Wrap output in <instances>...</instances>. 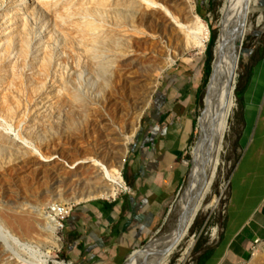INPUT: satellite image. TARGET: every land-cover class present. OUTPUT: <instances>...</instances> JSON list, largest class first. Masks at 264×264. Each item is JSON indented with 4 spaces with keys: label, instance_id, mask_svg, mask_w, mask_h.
Returning <instances> with one entry per match:
<instances>
[{
    "label": "rangeland",
    "instance_id": "rangeland-1",
    "mask_svg": "<svg viewBox=\"0 0 264 264\" xmlns=\"http://www.w3.org/2000/svg\"><path fill=\"white\" fill-rule=\"evenodd\" d=\"M207 1L205 6L202 0H0V223L12 234H21L19 222L35 229L28 245L32 255L23 247L0 245V264H37L38 254L69 264L64 236L71 213L111 205L127 192L92 199L104 183L92 161L113 176L118 173L128 188L124 171L140 144L146 115L167 76L176 71L185 72L198 90L193 135L182 158L179 186L140 249L159 241L127 264H149L173 239L182 213H191L194 206V221L168 264H196L204 246L217 241L231 204V183L245 172L240 166L248 157L257 170L264 157V142L249 152L257 122L245 141L250 114L245 95L237 98L264 65V0L246 20L231 15L227 39L225 31L220 34V19L237 0ZM212 41L211 69L215 50L222 58L227 46L228 70L236 64L228 78L229 83L236 75L235 107L231 114L219 108L217 118L229 129L218 164L214 169L216 153L207 136L203 145L209 150L203 151L205 159L191 185L192 152L202 142L210 78L205 63ZM255 178L246 170L241 180ZM55 207L66 211L56 234L45 222ZM197 245L202 246L195 252ZM240 264H264V242H254Z\"/></svg>",
    "mask_w": 264,
    "mask_h": 264
},
{
    "label": "crops",
    "instance_id": "crops-1",
    "mask_svg": "<svg viewBox=\"0 0 264 264\" xmlns=\"http://www.w3.org/2000/svg\"><path fill=\"white\" fill-rule=\"evenodd\" d=\"M202 1L206 2L205 6L208 4L207 0ZM191 82L183 71L167 76L146 115L140 144L132 151L126 165L127 192L111 205L96 204L71 213L64 236L69 264H125L162 217L179 186L182 158L193 135L198 90ZM244 95L245 110L250 114V126L244 139L246 141L255 120L253 141L259 138L263 143L264 65L255 72ZM247 165L249 167V163ZM245 172L241 173L236 195L240 199L239 206H250L249 215L230 234L228 230L234 224L230 223L225 231L224 216L217 241L201 248L196 263L202 255L210 254L207 264H240L255 241L264 242L263 180L243 181ZM231 192L230 208L233 207L232 187ZM240 212V207H234V214ZM225 236H228L226 245Z\"/></svg>",
    "mask_w": 264,
    "mask_h": 264
},
{
    "label": "bare ground",
    "instance_id": "bare-ground-1",
    "mask_svg": "<svg viewBox=\"0 0 264 264\" xmlns=\"http://www.w3.org/2000/svg\"><path fill=\"white\" fill-rule=\"evenodd\" d=\"M259 4H260L259 0H237V2L234 4V6L230 9L229 12H227L228 11L227 9L224 10L222 12L223 18L220 19L221 20L220 21V34L222 30L225 31V38H226L227 34L229 33L228 32L229 30L228 20L230 19L231 15L238 16L239 19L241 20H246V18L249 15V12L253 10L255 7H257ZM228 49L229 48L227 46L225 56L222 58H221V55L217 53V50H215V59H214L215 63L213 66L212 80L208 84L207 89H206V94L204 97V108H203L202 118H201L202 126H201L200 134H201L202 142H201V145L199 146L200 148L192 152L193 153V172H192V176L190 179L191 185L194 184V181L197 177L198 166L200 165L201 158L203 157V154H204L203 151L209 147V145L208 146L203 145L204 144L203 142L205 141L207 136L210 138L209 144H211L210 146H212V148H210L212 149L211 151H214L216 153V158L214 160V169L216 168L218 164V160H219L218 158L223 149V140H224L227 130L229 129L228 126L225 127V125L220 122V119L217 118L218 116L217 112L219 108L229 109L230 114H231L233 107H235L234 106V89H235L236 75L232 76L231 78L232 81L229 83H228L229 81L228 78L230 76L229 70L232 71L233 69L234 71L236 69V64L232 63V69L228 70L227 62H226L229 59ZM219 57L221 58L220 62L218 60ZM203 158L205 159V156ZM92 163L94 164V166L98 168L100 172V176L104 180L101 190L96 192L99 194L94 193L91 197L92 199H96V198L108 199L110 197L116 196L119 190L125 189V187L121 184L119 180L118 173L116 176H113L111 171L106 166L102 164H98L95 161H92ZM212 177H213V174L210 180H212ZM216 205L217 203L215 202V204L212 205V207H215ZM194 208L196 207L195 206L193 207L191 213L189 212V210L185 212L186 214L185 226L183 227V221H182L179 229L174 233L173 239L167 244V246L161 252L157 253L156 256H154V258H152L149 261V264H168L169 257L172 254V251L187 236L189 232V224L192 221L193 216L196 214L195 213L196 209L194 210ZM51 211L52 213H50L47 217H45V222L48 224V228L51 231V233L56 234L59 228L61 227L58 219L60 218L61 215L65 214L66 211L62 212L59 209V207H55L51 209ZM18 224H19V227L21 228L20 235L15 234V233L12 234L11 232L8 231L6 227H4L0 223V245L4 249L7 248L9 250L11 249L10 246L23 247L27 249V251H29L30 254L32 255V252L28 245H29V242L32 240V234L34 233L35 229L32 225H30V222H23V223L19 222ZM53 237L54 236L52 235L51 238ZM192 244L193 242L191 241L189 243L188 248H190ZM168 248H170L169 252H165L166 249ZM11 252L12 251H10V253ZM37 258H38L37 264H63V263L58 262L56 259H53L52 257H50L49 254H38ZM21 262H24L25 264H29L23 260H21Z\"/></svg>",
    "mask_w": 264,
    "mask_h": 264
},
{
    "label": "trees",
    "instance_id": "trees-1",
    "mask_svg": "<svg viewBox=\"0 0 264 264\" xmlns=\"http://www.w3.org/2000/svg\"><path fill=\"white\" fill-rule=\"evenodd\" d=\"M213 47V41L211 42L209 48H208V55H207V59H206V63H205V74L206 76L208 77L210 74H211V60H212V56L210 55V50L211 48ZM244 96V91L243 93L242 92H237V98L238 100H242V97ZM241 105H243V103L241 102ZM244 143V141H243ZM262 146V142L261 140H259V138H257V140L255 141L254 145L252 146L251 150L250 151H253L256 147H261ZM249 154V153H248ZM264 158V157H263ZM263 160V159H262ZM248 157H246L242 163V165L240 166L241 167V170H243L244 168H249V172L250 173H255L256 177L258 179H261L263 180L262 183H261V187H262V192L264 191V173L262 171V169L260 168V166L258 167V171L256 169H254L251 165L248 167ZM241 172V171H240ZM242 173V172H241ZM241 173H238L235 175V178L233 179L232 183H231V187L233 189V207L232 208H229V211H228V215H227V218H226V223H225V231L228 229L230 223H233L234 225L233 226H230L232 228H230L228 230L229 234L234 231V229L236 227H240L242 225V223L246 220L247 216L249 215L250 213V206L249 207H243V206H239V198H238V194L236 195L237 190H238V184H239V179L241 178ZM248 184V183H247ZM234 207H237V208H241V212L239 214H234ZM227 234V235H229ZM228 241V236H225V245ZM201 245H197V247L195 248V252H197L199 250ZM210 256V254H204L202 255L201 257H199L198 261L196 264H207V258Z\"/></svg>",
    "mask_w": 264,
    "mask_h": 264
},
{
    "label": "water",
    "instance_id": "water-1",
    "mask_svg": "<svg viewBox=\"0 0 264 264\" xmlns=\"http://www.w3.org/2000/svg\"><path fill=\"white\" fill-rule=\"evenodd\" d=\"M212 74H213V65H212V69H211V74H210V78H209V83L211 82L212 80ZM208 83V84H209ZM200 138V137H199ZM184 194V193H183ZM183 194L181 197H183ZM192 198V197H191ZM198 198V197H197ZM190 199L187 200V202H189ZM182 201V200H181ZM196 216V214L193 216L192 218V221L190 222L189 224V229L191 227V224L194 220V217ZM182 218H183V227L185 226L186 224V214L185 213H182ZM157 240L159 241V239H154V240H151L149 241L142 249H139V250H136L134 252H132V254L129 256V258L127 259V261L125 262V264H127L133 257H135L136 254L140 253L141 251H145L149 245H152L153 243L157 242ZM159 243V242H158ZM170 248L166 249L165 252H169Z\"/></svg>",
    "mask_w": 264,
    "mask_h": 264
},
{
    "label": "flooded vegetation",
    "instance_id": "flooded-vegetation-1",
    "mask_svg": "<svg viewBox=\"0 0 264 264\" xmlns=\"http://www.w3.org/2000/svg\"><path fill=\"white\" fill-rule=\"evenodd\" d=\"M263 159V160H262ZM260 160V162L258 163V166H260V168L262 169L263 173H264V158H262Z\"/></svg>",
    "mask_w": 264,
    "mask_h": 264
},
{
    "label": "built area",
    "instance_id": "built-area-1",
    "mask_svg": "<svg viewBox=\"0 0 264 264\" xmlns=\"http://www.w3.org/2000/svg\"><path fill=\"white\" fill-rule=\"evenodd\" d=\"M125 189L128 190L127 187ZM258 244H259V241H255V245H258ZM255 247H258V246H255Z\"/></svg>",
    "mask_w": 264,
    "mask_h": 264
}]
</instances>
